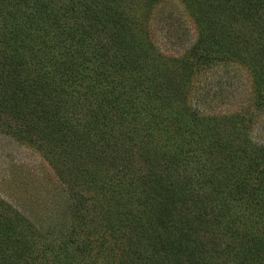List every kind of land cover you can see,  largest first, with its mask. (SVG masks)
<instances>
[{
    "label": "trees",
    "instance_id": "16d2710c",
    "mask_svg": "<svg viewBox=\"0 0 264 264\" xmlns=\"http://www.w3.org/2000/svg\"><path fill=\"white\" fill-rule=\"evenodd\" d=\"M161 1L6 10L0 133L56 157L67 214L37 226L0 198V264H264L256 113L206 115L190 93L198 66L237 61L264 110V0H180L196 41L179 57L151 39Z\"/></svg>",
    "mask_w": 264,
    "mask_h": 264
},
{
    "label": "rangeland",
    "instance_id": "374dc122",
    "mask_svg": "<svg viewBox=\"0 0 264 264\" xmlns=\"http://www.w3.org/2000/svg\"><path fill=\"white\" fill-rule=\"evenodd\" d=\"M15 0H0V27ZM151 39L165 56L179 57L196 41L195 26L180 0H162L150 17ZM218 63V62H217ZM197 69L191 80V102L203 114H231L247 110L253 117L252 137L264 142V110L254 106L250 71L237 61ZM37 147L0 133V198L37 226L65 218L66 185ZM54 161H53V160ZM56 165V164H55Z\"/></svg>",
    "mask_w": 264,
    "mask_h": 264
}]
</instances>
